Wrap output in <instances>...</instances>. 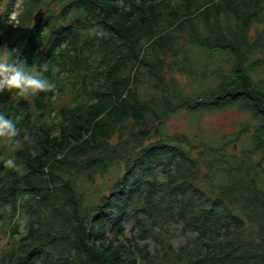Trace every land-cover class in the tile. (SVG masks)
Here are the masks:
<instances>
[{"label":"trees","instance_id":"trees-1","mask_svg":"<svg viewBox=\"0 0 264 264\" xmlns=\"http://www.w3.org/2000/svg\"><path fill=\"white\" fill-rule=\"evenodd\" d=\"M0 1V50L55 84L0 91V264H264V0Z\"/></svg>","mask_w":264,"mask_h":264},{"label":"clouds","instance_id":"clouds-1","mask_svg":"<svg viewBox=\"0 0 264 264\" xmlns=\"http://www.w3.org/2000/svg\"><path fill=\"white\" fill-rule=\"evenodd\" d=\"M94 34L102 35V29L98 33L94 30ZM14 55L17 58H14ZM18 56L19 50L9 51L6 48L0 50V91L14 90L20 97L26 98L55 90V84L45 76L49 70L47 63L41 64L39 68H31L23 60L18 59ZM20 135L17 124L11 118H6L5 114L0 113V141L6 145H20ZM36 154L32 153L33 156ZM4 167L17 171L21 175L26 171L20 168L14 157L5 160Z\"/></svg>","mask_w":264,"mask_h":264},{"label":"rangeland","instance_id":"rangeland-1","mask_svg":"<svg viewBox=\"0 0 264 264\" xmlns=\"http://www.w3.org/2000/svg\"><path fill=\"white\" fill-rule=\"evenodd\" d=\"M20 8V3L18 2L16 9L13 11V16L15 15L14 18L17 17ZM3 45L4 43L1 46ZM180 79L185 82L184 78ZM246 118L247 115L245 113L239 112L235 108L205 113L198 117L197 120L192 118L187 112L182 111L172 115L167 120L166 127L168 131H184L188 133H194L199 130L202 136L213 138L218 134L230 133L234 130H238L240 122ZM112 179H114V173H110L105 177H99L96 186H98V184L102 185L104 182L109 183Z\"/></svg>","mask_w":264,"mask_h":264},{"label":"water","instance_id":"water-1","mask_svg":"<svg viewBox=\"0 0 264 264\" xmlns=\"http://www.w3.org/2000/svg\"><path fill=\"white\" fill-rule=\"evenodd\" d=\"M45 11L43 9H39L35 15H34V20L35 22H41L43 17H44ZM4 43L2 35L0 34V46Z\"/></svg>","mask_w":264,"mask_h":264},{"label":"built area","instance_id":"built-area-1","mask_svg":"<svg viewBox=\"0 0 264 264\" xmlns=\"http://www.w3.org/2000/svg\"><path fill=\"white\" fill-rule=\"evenodd\" d=\"M14 17H15V15L13 16V13H12L11 18H12V19H16V18H17V17H16V18H14Z\"/></svg>","mask_w":264,"mask_h":264}]
</instances>
